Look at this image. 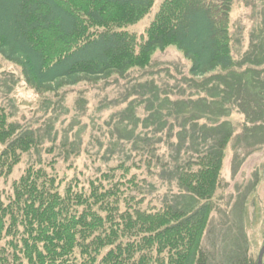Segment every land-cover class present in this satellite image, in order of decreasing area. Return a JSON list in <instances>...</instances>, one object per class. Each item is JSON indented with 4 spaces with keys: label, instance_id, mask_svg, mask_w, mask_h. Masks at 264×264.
<instances>
[{
    "label": "trees",
    "instance_id": "16d2710c",
    "mask_svg": "<svg viewBox=\"0 0 264 264\" xmlns=\"http://www.w3.org/2000/svg\"><path fill=\"white\" fill-rule=\"evenodd\" d=\"M155 2L0 0V55L20 67L29 88L46 93L144 69L157 51L176 47L192 64L196 88L211 95L201 99L204 105L232 102L235 107L236 100H243V107L260 110L253 100L264 102V36L253 39L251 55L238 66L230 30L234 0H163L141 36L130 32ZM133 112L130 109V116ZM201 113L205 115V109ZM220 116L210 118L208 127L197 124L203 134L177 135L176 144L167 134L166 161L153 147L158 134H111L133 142L134 149L146 144L150 149L143 155L152 156L151 164L157 159L163 168L174 165L181 190L202 201L196 208L169 200L147 206L144 197L131 195L141 193L142 183L124 163L91 180L87 189L73 181L62 185L43 160L30 164L13 183V192L8 197L0 194V264H221L213 262L204 247L213 211L210 200L220 186L232 138V132L223 131ZM132 121L138 126V118ZM196 122L193 118L191 123ZM163 124L161 131L167 126ZM252 124L258 134L264 117ZM250 129L247 126L241 135L246 150L261 144L252 140L256 133L250 134ZM185 139L201 142L203 148L178 163ZM0 144V180L13 174L25 154L43 149L39 134L2 111ZM234 256L229 264H258L245 251Z\"/></svg>",
    "mask_w": 264,
    "mask_h": 264
},
{
    "label": "rangeland",
    "instance_id": "374dc122",
    "mask_svg": "<svg viewBox=\"0 0 264 264\" xmlns=\"http://www.w3.org/2000/svg\"><path fill=\"white\" fill-rule=\"evenodd\" d=\"M162 2L156 0L149 15L128 30L141 36ZM230 30L232 54L240 66L251 55L253 39L258 41L264 36V0H234ZM191 65L176 47H169L157 51L150 66L132 69L124 76L82 81L55 92L37 93L26 84L20 67L0 55V111L22 128L34 130L43 143L39 153L25 154L13 174L0 180V194L8 197L13 183L39 160L62 185L73 181L79 189H87L91 180L124 163L131 166V172L142 183L141 193L135 190L131 195L144 197L147 206H160L169 200L181 207L196 208L202 201L181 190L174 165L163 168L157 159L151 164L152 156L143 155L150 149L146 144L134 149L133 142L111 134H158L153 138V147L160 160L166 161L170 152L167 134H172V141L179 134L185 138L188 134H203L197 124L208 127L212 124L210 118L221 115L223 131L232 132V138L225 150L220 186L210 200L213 211L204 247L212 261L221 264H229L237 251H245L258 260L264 244V128L260 127L257 134L252 123L263 119L264 102L253 100L262 112L253 111L249 105L243 107V100H236L235 107L232 102H213L211 108L206 101L209 110L204 108L201 99H210L211 95L191 81L198 79L191 74ZM227 108L231 110L229 115ZM130 109L134 111L132 116ZM203 109L205 115L201 113ZM200 114L203 118H199ZM133 116L138 118V126L134 125ZM193 118L198 122L191 123ZM161 124L167 125L163 131ZM247 126H252L250 134L256 133L252 140L261 141L248 150L243 147L246 138L241 140ZM182 143L180 155L176 151L178 163H185L203 148L201 142L191 139ZM2 148L0 144V151Z\"/></svg>",
    "mask_w": 264,
    "mask_h": 264
},
{
    "label": "water",
    "instance_id": "95a60500",
    "mask_svg": "<svg viewBox=\"0 0 264 264\" xmlns=\"http://www.w3.org/2000/svg\"><path fill=\"white\" fill-rule=\"evenodd\" d=\"M258 264H264V244L261 248V251L258 257Z\"/></svg>",
    "mask_w": 264,
    "mask_h": 264
}]
</instances>
